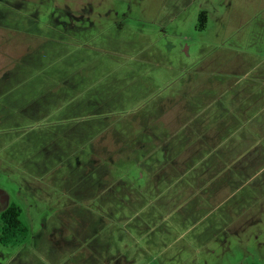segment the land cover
I'll return each mask as SVG.
<instances>
[{
	"label": "rangeland",
	"instance_id": "rangeland-1",
	"mask_svg": "<svg viewBox=\"0 0 264 264\" xmlns=\"http://www.w3.org/2000/svg\"><path fill=\"white\" fill-rule=\"evenodd\" d=\"M263 73L264 0H0V188L29 228L0 264H264V175L212 209L149 171Z\"/></svg>",
	"mask_w": 264,
	"mask_h": 264
},
{
	"label": "crops",
	"instance_id": "crops-1",
	"mask_svg": "<svg viewBox=\"0 0 264 264\" xmlns=\"http://www.w3.org/2000/svg\"><path fill=\"white\" fill-rule=\"evenodd\" d=\"M232 87L212 92V105L208 104L212 107V132H205L194 141L191 137H158V145L165 149L162 158L159 153L155 155L158 159L154 157L159 166L149 170L156 178L155 185L169 184L173 173L182 172L175 179L178 192L170 200L181 197L180 193L185 191L189 202L200 206H211L212 202L215 209L226 201H239L236 205L242 206L244 198L238 199L237 193L264 175V91L258 93L253 89V94L249 88H235L233 84ZM145 128L153 133L151 126ZM153 152L156 153L155 149ZM185 161H189L187 166ZM105 176L113 177L107 173ZM101 178L104 181V172ZM122 180L107 179L98 195L96 189L94 195L89 194L90 188L87 196L93 198L91 201L97 200L119 188L118 182ZM254 191H259V186Z\"/></svg>",
	"mask_w": 264,
	"mask_h": 264
},
{
	"label": "trees",
	"instance_id": "trees-1",
	"mask_svg": "<svg viewBox=\"0 0 264 264\" xmlns=\"http://www.w3.org/2000/svg\"><path fill=\"white\" fill-rule=\"evenodd\" d=\"M199 28L206 23V12L201 11L198 15ZM22 209L15 203L10 202L8 207L0 212V243L3 245L16 244L20 236H26L28 226L22 222L20 215Z\"/></svg>",
	"mask_w": 264,
	"mask_h": 264
},
{
	"label": "water",
	"instance_id": "water-1",
	"mask_svg": "<svg viewBox=\"0 0 264 264\" xmlns=\"http://www.w3.org/2000/svg\"><path fill=\"white\" fill-rule=\"evenodd\" d=\"M0 196H3V197H4L5 207H7L8 204H9V196H8V194H7L3 189H1V188H0Z\"/></svg>",
	"mask_w": 264,
	"mask_h": 264
},
{
	"label": "flooded vegetation",
	"instance_id": "flooded-vegetation-1",
	"mask_svg": "<svg viewBox=\"0 0 264 264\" xmlns=\"http://www.w3.org/2000/svg\"><path fill=\"white\" fill-rule=\"evenodd\" d=\"M10 203V202H9ZM9 205V204H8ZM8 207V206H7ZM7 207H5L4 197L0 196V212H3Z\"/></svg>",
	"mask_w": 264,
	"mask_h": 264
}]
</instances>
